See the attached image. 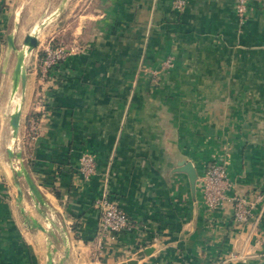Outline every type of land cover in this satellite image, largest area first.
<instances>
[{"label": "crops", "instance_id": "1", "mask_svg": "<svg viewBox=\"0 0 264 264\" xmlns=\"http://www.w3.org/2000/svg\"><path fill=\"white\" fill-rule=\"evenodd\" d=\"M62 1L0 0V264H46L49 252L54 264H119L150 246L154 251L138 264H264V0L251 1L244 24L237 0H183L180 10L178 0H69L56 16ZM70 9L73 18L60 22ZM17 10V41L24 20L33 21L22 39L49 20L26 59L13 147L44 203L9 154L16 56L7 74L1 70ZM53 39L80 48L48 92L51 114L42 135L20 150L37 66ZM169 56L173 65L155 84L153 72ZM84 154L97 161L89 180L79 170ZM183 160L198 175L211 161L225 164L231 196L262 195L249 222L235 223L230 201L209 212L198 183L194 190L178 170ZM13 178L23 187L24 212ZM104 193L119 201L134 227L101 249L96 201Z\"/></svg>", "mask_w": 264, "mask_h": 264}, {"label": "built area", "instance_id": "2", "mask_svg": "<svg viewBox=\"0 0 264 264\" xmlns=\"http://www.w3.org/2000/svg\"><path fill=\"white\" fill-rule=\"evenodd\" d=\"M251 1L237 0L236 12L241 24H244L248 18ZM175 6L179 10L183 9L185 2L178 0ZM79 48L77 41L66 43L63 40L53 39L44 49L45 54L40 58L37 66L39 85L33 101V111L29 115L27 133L23 138L27 146L33 145L42 135L51 114L48 92L59 82L62 63ZM173 61L174 57L169 56L164 64L153 72L155 84L161 81L162 73L173 65ZM79 170L86 180L93 177L97 173V161L94 156L84 154L80 160ZM197 183L202 192L203 203L209 212H218L227 201L233 204V218L238 226L249 222L258 202L262 199V195L255 198L239 194L229 195L234 188V182L226 165L216 161H211L206 165ZM96 207L100 213L96 242L101 249L107 241L116 239L123 232L133 230L134 224L129 215L121 207L119 201L109 193H104L96 201Z\"/></svg>", "mask_w": 264, "mask_h": 264}, {"label": "water", "instance_id": "3", "mask_svg": "<svg viewBox=\"0 0 264 264\" xmlns=\"http://www.w3.org/2000/svg\"><path fill=\"white\" fill-rule=\"evenodd\" d=\"M69 0H63L62 4L56 14H61L66 4ZM20 21H21V10H17L15 13V19L13 23L12 30L7 35L6 40V51L5 56L3 60V66H2V74H7L11 64L12 59L14 55L16 56L15 65L12 72V99L15 98V95L19 94L18 99L15 100V105L13 107V111L10 115V126L12 130V145L9 149L10 156H16V160L14 163L18 164L20 167V170L23 174L24 180L33 195V197L38 200L40 203H44V197L39 190L36 182L34 181L29 169L26 166L25 159L23 156V153L21 151L17 152L16 154L13 151V147L15 146V143L17 140H19V134H20V125H21V116L23 111V106L25 102L26 97V91H27V83H28V69L26 66V59L31 53L38 47L39 45V34L41 30L47 25L48 21L44 20L41 24H37L31 32H29L23 39L21 45L18 44L17 41V33L19 32L20 28ZM180 171L186 172L189 177L192 184L193 189H196L197 181H198V172L195 168L193 162L190 161H181L179 165ZM11 167H14V164H11ZM13 182L15 183V186L17 188V200L19 203V206L24 212V206H23V197H24V191L23 187L19 182L15 181V178H13ZM33 224L41 231L47 232V229L36 219L33 220ZM154 251V247H147L143 250L138 251L132 259H128L124 262H121L119 264H138L139 260L143 259L145 256L151 254ZM46 264H54L52 252H49L48 254V260Z\"/></svg>", "mask_w": 264, "mask_h": 264}, {"label": "rangeland", "instance_id": "4", "mask_svg": "<svg viewBox=\"0 0 264 264\" xmlns=\"http://www.w3.org/2000/svg\"><path fill=\"white\" fill-rule=\"evenodd\" d=\"M73 2H75V1H73ZM74 6V5H73ZM73 9H74V7H73ZM30 12V10L28 11V12H26V17H25V19H28V16H29V13ZM75 14V12L72 10V9H70V10H68V12H67V15L66 16H64L63 18L64 19H62V21H60V22H65L66 21V18L67 19H72L73 18V15ZM32 19L31 20H24V28L21 30V32H20V35H19V39H18V44L19 45H21V43H22V38H23V36H24V33L26 32V30L28 29V27L30 26V24L32 23ZM68 21H71L72 23H74L75 21H77V20H68ZM59 23V22H58ZM57 26H56V24H54V25H51L50 27H48L47 28V31H46V33H48L49 32V30H53V29H55ZM47 36H49V35H47ZM28 148V146H27V144L25 143V140L23 139V141H20V144H19V147H18V149H20V150H26ZM27 155V154H26Z\"/></svg>", "mask_w": 264, "mask_h": 264}]
</instances>
